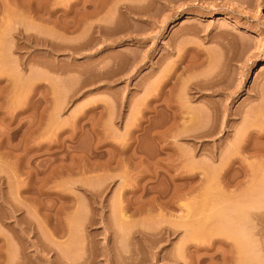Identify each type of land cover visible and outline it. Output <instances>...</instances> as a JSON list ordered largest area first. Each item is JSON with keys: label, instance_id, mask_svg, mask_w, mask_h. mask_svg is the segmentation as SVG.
I'll return each mask as SVG.
<instances>
[{"label": "rangeland", "instance_id": "374dc122", "mask_svg": "<svg viewBox=\"0 0 264 264\" xmlns=\"http://www.w3.org/2000/svg\"><path fill=\"white\" fill-rule=\"evenodd\" d=\"M263 59L264 0H0V264H264Z\"/></svg>", "mask_w": 264, "mask_h": 264}, {"label": "bare ground", "instance_id": "6f19581e", "mask_svg": "<svg viewBox=\"0 0 264 264\" xmlns=\"http://www.w3.org/2000/svg\"><path fill=\"white\" fill-rule=\"evenodd\" d=\"M127 8H126V10H127V12H128V14L129 15H131L132 13L134 14V11L136 10V8H138V7H134V6H131V5H127L126 6ZM259 68H260V70H259V72L260 71H262L263 69H264V59L260 62V64H259V66H258ZM258 71V70H257ZM249 73V75H248V77H252L253 76V74L255 73V72H248ZM161 80V79H160ZM163 80V79H162ZM163 83V82H162ZM162 83L160 84V85H158V88H160V89H162L163 88V85H162ZM197 86V93H200V91H201V86L199 85H196ZM157 88V89H158ZM156 89V88H155ZM160 92V90L158 89L157 90V92ZM158 92V93H159ZM161 94H162V90H161ZM160 93L159 94H157V98H155V100L157 99V101L160 99V95H161ZM167 104L168 105H166V107H167V109L168 108H170L172 105L169 103V102H167ZM170 104V105H169ZM251 134V133H250ZM251 137H254V136H251ZM264 138V130L262 131H258L256 134H255V138ZM247 146V145H246ZM237 147V146H236ZM238 147H240V144H239V146ZM248 147V146H247ZM248 149V148H247ZM263 149V148H262ZM259 151H261L260 149H259ZM261 152H263V151H261ZM263 154H264V152H263ZM233 162H234V160H232ZM231 161V162H232ZM236 161V160H235ZM230 162V166L232 167V165H233V162L231 163ZM228 163V162H227ZM232 164V165H231ZM230 168V167H229ZM238 209V208H237ZM240 209V208H239ZM241 211V210H240ZM243 211V210H242ZM236 215H237V213H236ZM241 215V214H240ZM239 216V215H238ZM243 217H244V215H242ZM243 217H242V219H243ZM235 218H236V216H235ZM249 218V217H248ZM237 219V218H236ZM241 219V220H242ZM238 220V219H237ZM122 223V222H121ZM184 227V226H183ZM200 231H201V229H199ZM205 231V230H204ZM197 232V235H198V231H196ZM141 233V232H140ZM172 232L170 231V233L169 234H171ZM174 233H175V231H174ZM201 233H204V232H201ZM210 233V232H209ZM209 233H207V234H209ZM212 233H213V231H212ZM223 233V232H222ZM228 233V232H227ZM232 233H234V232H232ZM114 234V233H113ZM113 234L111 235L112 236V238H113ZM146 234V232H143V230H142V233H141V235H142V239H144V240H149V238H147L146 239V237H148V236H146L145 235ZM148 234V233H147ZM173 234V233H172ZM214 234H215V232H214ZM225 234V233H224ZM238 234L239 233H237V235H231V233H229V235H231V236H228V238L227 239H225V237H224V239H222V237H221V239H219V238H217V239H212V245H209V247L207 246H205V243H204V241H203V239H202V242H203V244L201 245V243L202 242H200V244H198V243H195V242H193V243H195V245H192V247H194L195 249H196V251H195V254H194V256L196 255V252L198 253L201 249H202V247H206L205 248V250L206 251H208V250H210L209 248H213L216 244L218 245H224V246H227L228 247V250L230 249V251L231 252H228L227 251V248H226V251H227V253H224V251H221V252H223L220 256L218 255V256H212V254H211V256L210 257H207V258H200L198 255H199V253L197 254V259H196V264H203V263H205V262H208L209 261V263L208 264H210V262H212L213 263V261L215 262L216 260H221V262H226V263H223V264H237L238 263V259H239V257L241 256V258L240 259H242L243 258V260L245 261L246 259H244V258H248V260H250V258H249V255H250V251H249V249H248V247H249V245H248V243L250 242V240H249V236H248V234L247 235H245V234H243V235H245V236H243V237H240V236H238ZM117 234L115 233V236H116ZM192 237H193V235L192 234H190ZM195 235H196V233H195ZM205 235H206V232H205ZM211 235V234H210ZM228 235V234H227ZM108 236V235H107ZM115 236H114V238H115ZM138 236H139V233H138ZM200 236H202L203 238H204V234L203 235H201L200 234ZM199 236V237H200ZM215 236V235H214ZM221 236V235H220ZM225 236V235H224ZM91 237V236H90ZM92 237H93V235H92ZM109 237V236H108ZM141 237V236H140ZM208 237H209V235H208ZM105 238L107 239V237L105 236ZM111 238V237H110ZM206 238V237H205ZM216 238V237H215ZM264 238V237H263ZM91 239V238H90ZM105 239V240H106ZM116 239V238H115ZM115 239H112L113 241H115ZM187 239V238H186ZM199 239V238H198ZM208 239V238H207ZM117 240V239H116ZM90 241V240H89ZM94 241L96 242V240H95V237H94ZM94 241H92V242H94ZM111 241V240H110ZM112 241V242H113ZM118 241V240H117ZM117 241H115L114 243H116ZM143 241V240H142ZM141 241V242H142ZM188 241H190L189 239H188ZM192 241H193V239H192ZM195 241H196V237H195ZM206 241V240H205ZM210 241V240H209ZM91 242V241H90ZM91 242V243H92ZM109 242V241H108ZM107 242V243H108ZM148 243H150L151 242V240H150V242L149 241H147ZM184 242H185V240H184ZM184 242H182L181 243V245L183 244V249L185 250L184 251V253H186L187 252V250L189 249V246H188V243H190V242H187V245L186 244H184ZM185 242V243H186ZM197 242H198V240H197ZM207 242H208V240H207ZM206 242V243H207ZM211 243V242H210ZM111 244V242L109 243V245ZM209 244V243H208ZM112 245H115V244H113L112 243ZM142 245H143V243H142ZM191 245V244H190ZM116 246V245H115ZM107 247L109 248H104V250H103V256H105V260H106V264H120V260L121 259H119V256H118V252H117V250H116V248L113 246H111L110 245V247L107 245ZM144 247H146V245L144 244ZM152 247V246H151ZM221 247V246H220ZM219 247V248H220ZM91 248V247H90ZM103 248V247H102ZM147 248V247H146ZM218 248V247H217ZM43 249V248H42ZM41 249V250H42ZM45 249V248H44ZM44 249L42 250V251H44ZM50 249V248H49ZM148 249V248H147ZM179 249H181L182 250V253H183V249H182V247H180ZM92 249H90V264H101L100 263V260H97V255H95L94 256V254H92V251H91ZM180 250V251H181ZM216 250V249H215ZM50 251V250H49ZM201 251H203V250H201ZM232 251H234V253H238V254H233L232 253ZM189 252V251H188ZM93 253H94V251H93ZM202 253V252H201ZM201 253H200V255H201ZM203 253H205V251L203 252ZM242 254H243V256H242ZM263 254V258H264V252L262 253ZM262 254H261V256H262ZM181 255V254H180ZM205 255V254H204ZM215 255V254H214ZM58 256H60V255H58ZM64 256V255H63ZM63 256H60V257H62V259L61 260H57L58 258H55V261L54 260H52V261H50V258H48L47 256H44V255H42V256H40L39 258H45V257H47V262H48V264H86V262L87 261H83L82 260V258L81 257H79V258H73V259H71L70 257L68 258H64ZM192 256V255H191ZM251 256V255H250ZM16 257V256H15ZM57 257V256H56ZM168 257V256H167ZM165 255L162 257L163 259H165L166 260V258H167ZM179 257L180 256H177V257H175V258H169L170 259V261L171 260H173V261H175V263H176V261H178L179 260ZM181 257H182V255H181ZM190 257V256H189ZM18 258V257H17ZM184 258V257H183ZM194 259V258H193ZM17 260V259H16ZM18 260H20V259H18ZM17 260V262H19ZM223 260V261H222ZM248 260H246V263L247 264H249V262H247ZM169 261V260H168ZM242 261V260H241ZM241 261L239 262V264H241ZM244 261H243V263H244ZM251 261V260H250ZM218 262V261H217ZM16 263V262H15ZM20 263V262H19ZM122 263V262H121ZM172 263V262H171ZM174 263V262H173ZM191 263H192V261H191ZM252 263V262H251ZM213 264H215V263H213ZM216 264H218V263H216Z\"/></svg>", "mask_w": 264, "mask_h": 264}]
</instances>
